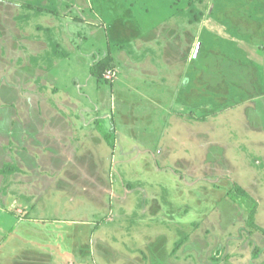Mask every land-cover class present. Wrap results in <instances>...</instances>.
Here are the masks:
<instances>
[{"label": "rangeland", "instance_id": "obj_1", "mask_svg": "<svg viewBox=\"0 0 264 264\" xmlns=\"http://www.w3.org/2000/svg\"><path fill=\"white\" fill-rule=\"evenodd\" d=\"M24 1L0 0V264H37L49 247L143 245L124 225L116 238L101 229L117 228L116 188L138 197L130 178L171 204L164 243L182 242L165 264H264L251 202L229 195L245 188L264 229V0H172L183 11L149 30L106 11L108 27L75 20L125 0H90L60 30ZM167 2L139 0L155 14L144 25L167 17ZM107 55L98 79L90 68ZM186 98L204 108L182 109ZM50 140L51 156L39 146Z\"/></svg>", "mask_w": 264, "mask_h": 264}, {"label": "crops", "instance_id": "obj_2", "mask_svg": "<svg viewBox=\"0 0 264 264\" xmlns=\"http://www.w3.org/2000/svg\"><path fill=\"white\" fill-rule=\"evenodd\" d=\"M41 2H33L32 0H26L27 4H21L25 6L23 9L26 12H30V9L33 8L35 11H46L48 13H51L56 16V19H49V23L51 22L52 28H56L57 30L62 29V27H69L74 23L75 21L72 20V17L70 16L73 14V10H81L82 13H87V8L90 10H94V4L90 0H40ZM48 2V4L46 3ZM84 1V2H83ZM172 0H168V5H170ZM177 3V2H176ZM139 0H125L124 3H119L116 6L113 7H105L104 10L102 9V16H104V11L115 13L122 17L123 22H128L129 20L134 23V25L141 29H147L150 28H156L155 25L160 22H165L168 19H172L173 15L176 13L183 11L180 9L181 6L176 7L175 13L174 7H172L171 13L166 15H162L159 17L155 22L153 26L144 25V22H142L144 19L148 18V16L155 15L152 11L153 8L147 5L141 6L138 5ZM66 5V7H65ZM31 7V8H26ZM72 7V8H71ZM144 7L145 9L141 8ZM60 8H67V10L60 11ZM98 13V11H95ZM106 13V14H107ZM125 14L129 15L128 17L124 18L123 15ZM76 21L84 20V23H93L95 24H101L104 27H108L110 24V21L112 20V16H104L101 17V19L96 18H87L83 16H76L74 15ZM116 15H113L115 18ZM21 20L28 21L30 20V17L21 11ZM17 19V18H16ZM56 22V24H55ZM101 22V23H100ZM47 23V25H49ZM27 23L25 22L24 25ZM93 25V24H92ZM41 26H38L40 28ZM50 29V28H49ZM64 29V28H63ZM119 38V37H118ZM117 38L116 44L122 43ZM119 41V42H118ZM60 53H57V56L60 57ZM58 89V88H57ZM54 90V91H57ZM156 105H159V103ZM182 109L184 110H194L202 105V109L204 108V103H196L195 107L189 102V98H186V101L184 103H181ZM190 115V113H189ZM190 116H193L192 114ZM56 122V121H55ZM59 122V120H57ZM50 138V137H49ZM58 138V137H53ZM22 142V140H21ZM25 143V141H24ZM39 146L42 149L48 150V153L52 155L53 152L51 149L54 148V143L52 140H50L46 145L40 142ZM52 144V145H51ZM23 147V146H22ZM21 154V158L28 159V156L31 160V163H36L34 159H36L34 156L31 155V153L25 152L21 148L19 151ZM136 154V152H134ZM164 153V151H163ZM119 158H123L124 161H122L124 168L128 169L130 174L139 173V167L142 165V163L136 162L135 156H133L132 160H129V155H126L125 152L119 153ZM135 168H138V172L135 171ZM129 174V175H130ZM128 175V174H127ZM123 179V176L120 177ZM125 179V178H124ZM129 184L131 186L130 194L137 195L138 197L135 199H130L127 197V199H121L119 198L124 193V190L122 188L118 187L116 188V199L109 200V208L108 210L111 213H114V218H116V224L117 228L110 226L109 222L104 223L101 225V229L108 230L110 232L115 231V235H110L112 238H116V236L122 232L121 228L122 225L125 226L126 231V239H134L137 241H140L142 239L143 245H139V242L123 244L119 247H111V246H79V247H72V248H56V247H49V248H42V249H36L38 250L36 253H39V257L37 261V264H165L169 260H171L172 257H170V253H174V248L178 247V245L182 241H177L175 245L168 246V244L164 243V239L167 236L168 227L166 224H164V221H167L166 214L168 212V209H164V207H171V204L169 202H165V199L158 198L155 194H153L154 189L147 188L146 186L139 187V184L130 178ZM145 181L144 183H149V179L143 178ZM151 181V180H150ZM119 184V183H118ZM136 185V186H134ZM120 186V185H118ZM152 188V187H151ZM118 191V192H117ZM122 194V195H121ZM138 199V200H136ZM166 200H168L166 198ZM111 205V207H110ZM175 205V204H174ZM158 218H162L161 221H158ZM99 220H102L99 218ZM104 222V221H103ZM99 227V226H96ZM93 233V232H92ZM107 233V232H106ZM143 236V237H140ZM94 237V236H92ZM118 238V237H117ZM139 239V240H138ZM145 241V242H144ZM126 243V242H125ZM182 245V244H181ZM180 245V246H181ZM42 254H46L47 257L45 258L42 256ZM51 255L49 257V255ZM77 255V256H76ZM119 256V257H118ZM121 257V258H120ZM120 258V259H119ZM64 261L61 263V261ZM39 262V263H38ZM24 264V263H20Z\"/></svg>", "mask_w": 264, "mask_h": 264}, {"label": "trees", "instance_id": "obj_3", "mask_svg": "<svg viewBox=\"0 0 264 264\" xmlns=\"http://www.w3.org/2000/svg\"><path fill=\"white\" fill-rule=\"evenodd\" d=\"M113 57L111 55H107L101 59H99L97 62H95L91 68L90 72L93 76L97 77L98 79H101L104 74L111 68H113ZM235 192H229L230 196L233 197H240L242 199H247L251 202L249 207V213L247 216V224L251 227H254L255 229H260L264 232V229L257 225V223L254 221L256 216V209H257V201L245 190L243 187L234 186Z\"/></svg>", "mask_w": 264, "mask_h": 264}]
</instances>
